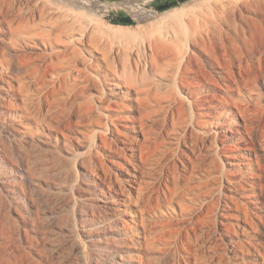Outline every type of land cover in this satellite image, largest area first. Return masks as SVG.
Instances as JSON below:
<instances>
[{
  "label": "rangeland",
  "instance_id": "1",
  "mask_svg": "<svg viewBox=\"0 0 264 264\" xmlns=\"http://www.w3.org/2000/svg\"><path fill=\"white\" fill-rule=\"evenodd\" d=\"M131 1L0 0V264H264V0Z\"/></svg>",
  "mask_w": 264,
  "mask_h": 264
},
{
  "label": "bare ground",
  "instance_id": "2",
  "mask_svg": "<svg viewBox=\"0 0 264 264\" xmlns=\"http://www.w3.org/2000/svg\"><path fill=\"white\" fill-rule=\"evenodd\" d=\"M235 1H237V0H235ZM130 7H133V9L134 10H136V11H139V13H140V11H141V13H143L144 12V10H145V8L144 7H148L147 5L148 4H146L145 2H143V3H141V5L140 4H138V3H136V2H134V1H131V2H129V4H128ZM54 8L55 7H45V10H46V13L44 14V18H46V19H48V20H52V23H54V25L52 26L53 27V29H52V32L51 33H49L48 35L49 36H51L53 39H55L52 35H55V37H57L56 39H60L61 38V32H68V31H72L73 29H75L76 28V25H77V23L79 22L78 21V15L77 14H74V13H72V12H70L69 10V13L68 14H65V13H67V11H65V13L64 12H60L59 14H57L58 12H56V14H55V11H54ZM60 8H62L63 9V7H60ZM74 9V8H73ZM84 11V10H83ZM146 12H147V10H146ZM150 12V11H149ZM145 13V12H144ZM169 14V13H168ZM183 13H181L180 15H182ZM139 14H137V13H133V17L135 18V17H137ZM172 15H174V14H172ZM179 15V14H178ZM65 17H70V19H67V20H65L64 18ZM77 17V18H76ZM138 17H140V18H142L143 17V14L140 16H138ZM146 17V16H145ZM172 17V16H171ZM175 17H176V14H175ZM180 18H182V16H180ZM172 19V18H171ZM175 18L173 17V20H174ZM47 20V21H48ZM78 21V22H77ZM174 21H176V20H174ZM80 23V22H79ZM78 28V27H77ZM83 28H84V26H83ZM74 32V31H73ZM69 33V32H68ZM83 33V32H82ZM61 35V36H60ZM166 35V34H165ZM71 36V35H70ZM92 36V35H91ZM87 38V34L86 33H83V34H80L79 36H77V37H75V36H71V43L73 42V44H75V43H78V44H82L84 41H85V39ZM49 39H51V38H49ZM91 39H93V38H91ZM96 39V38H95ZM94 39V40H95ZM94 40H92L91 42L93 43V41ZM87 41V40H86ZM167 41V40H166ZM75 42V43H74ZM95 42V41H94ZM143 43V42H142ZM97 44V43H96ZM173 44V43H172ZM189 39L188 38H185L184 40L182 39V40H180V41H178V42H176V43H174V46L172 47L173 48V50H174V53H176V55H180V56H178V57H180V61H181V63L182 62H184V63H186L188 60H191V56H190V52H189ZM139 50H138V52H139V58L137 59V61H136V68H137V70H140V72L141 71H143V73L145 74V77H146V64L148 63L147 62V54H146V51H145V49H144V46L143 47H139L138 48ZM73 53V55H77V54H75L76 52H75V50H73L72 51ZM108 55V54H107ZM66 56V55H65ZM68 56V55H67ZM63 57V56H62ZM175 57H177V56H175ZM75 59H77V57L75 58ZM78 60V59H77ZM79 61V60H78ZM110 61V60H109ZM111 66H115V65H113V63H111ZM130 66V64L129 63H127V62H125V69L127 68V67H129ZM131 67V66H130ZM219 74L220 73H222V72H218ZM143 76V75H142ZM102 97V96H101ZM104 98H105V96H104ZM106 99V98H105ZM105 99H104V102H105ZM103 101V100H102ZM107 101H108V98H107ZM133 155L134 156H136V153L134 152L133 153ZM176 178V177H175ZM177 179V178H176ZM175 183V182H174ZM176 185V184H175ZM245 242V241H244ZM247 242V241H246ZM250 243H252V242H250ZM253 244V243H252ZM251 245V244H250ZM264 247V246H263ZM243 248H244V250L243 251H245L244 252V256H245V258H244V261L241 263V264H256V260H257V258H258V254H259V256H262L261 254L263 253L262 252V249L260 248V247H258V246H255L254 247V249L257 251V253L256 254H251V256H250V259L248 260L247 259V255H246V253H249L250 252V248H249V246H248V244H244L243 245ZM87 253V252H86ZM89 253V252H88ZM251 253V252H250ZM88 255V254H87ZM86 255V256H87ZM256 255V256H255ZM87 258V260L90 262V258L89 257H86ZM251 262V263H250Z\"/></svg>",
  "mask_w": 264,
  "mask_h": 264
},
{
  "label": "water",
  "instance_id": "3",
  "mask_svg": "<svg viewBox=\"0 0 264 264\" xmlns=\"http://www.w3.org/2000/svg\"><path fill=\"white\" fill-rule=\"evenodd\" d=\"M183 1L185 0L165 1L158 5L148 4L147 6L148 8H152L155 11H163ZM107 18H109L115 23L133 24L135 22V18L132 15L109 14L107 15Z\"/></svg>",
  "mask_w": 264,
  "mask_h": 264
},
{
  "label": "flooded vegetation",
  "instance_id": "4",
  "mask_svg": "<svg viewBox=\"0 0 264 264\" xmlns=\"http://www.w3.org/2000/svg\"><path fill=\"white\" fill-rule=\"evenodd\" d=\"M159 3H162V1H160ZM159 3H157V4H159Z\"/></svg>",
  "mask_w": 264,
  "mask_h": 264
}]
</instances>
